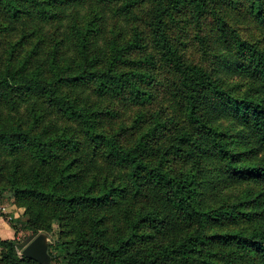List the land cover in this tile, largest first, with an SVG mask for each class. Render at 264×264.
<instances>
[{"label":"trees","instance_id":"trees-1","mask_svg":"<svg viewBox=\"0 0 264 264\" xmlns=\"http://www.w3.org/2000/svg\"><path fill=\"white\" fill-rule=\"evenodd\" d=\"M84 1L0 0V197L23 209L17 234L56 224L52 264H264V46L217 0L80 15ZM239 1L264 27V0ZM0 245V264H38Z\"/></svg>","mask_w":264,"mask_h":264},{"label":"rangeland","instance_id":"rangeland-1","mask_svg":"<svg viewBox=\"0 0 264 264\" xmlns=\"http://www.w3.org/2000/svg\"><path fill=\"white\" fill-rule=\"evenodd\" d=\"M240 4L239 0H233ZM85 3H81L79 6L80 15L88 14L90 12V7L88 1L85 0ZM218 6L223 11V14L226 13L228 18V23L235 28L240 34L251 41H255L260 46H264V27L258 24V22L252 18L250 14L246 12V8H242L241 6L234 7L230 6V0H217ZM74 6L71 5L68 8L69 14H71ZM104 16H106V20L110 19V14H108L107 10L104 11ZM62 28L63 25H62ZM216 26L212 19L207 21V29L205 30V36L209 37L208 34H215ZM128 29L125 30L127 33ZM193 32H195V28L192 26L187 27V33L181 36V41L184 43V52L186 58L195 62H202V56L200 47L197 41L193 37ZM1 51V50H0ZM208 62L211 61L208 58ZM89 92V91H88ZM91 99L95 97L92 96L91 93H88ZM156 98V101L153 103V111L157 110L160 107H163V112H169V101L166 97L161 93ZM13 193L7 192L0 197V240H7L9 242L14 243L15 250L19 256H21V251L23 248L30 242L28 238H22L17 234V230L19 228V224L26 220V216L23 214V209L16 207L12 203ZM8 225V226H7ZM58 227L56 224L53 225V230L49 235V244L51 245L52 254L57 253L56 241L58 238ZM3 254L2 246L0 245V258Z\"/></svg>","mask_w":264,"mask_h":264},{"label":"water","instance_id":"water-1","mask_svg":"<svg viewBox=\"0 0 264 264\" xmlns=\"http://www.w3.org/2000/svg\"><path fill=\"white\" fill-rule=\"evenodd\" d=\"M49 235L37 234L21 251V255L38 264H52L48 253Z\"/></svg>","mask_w":264,"mask_h":264}]
</instances>
